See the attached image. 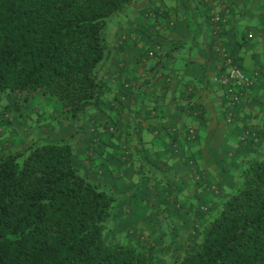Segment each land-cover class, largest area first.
I'll return each instance as SVG.
<instances>
[{
	"label": "trees",
	"instance_id": "16d2710c",
	"mask_svg": "<svg viewBox=\"0 0 264 264\" xmlns=\"http://www.w3.org/2000/svg\"><path fill=\"white\" fill-rule=\"evenodd\" d=\"M135 1L0 0V101L8 94H21L20 111L39 92L58 102L74 125L105 112L115 124L122 122L115 134L121 132L127 158L132 151L136 177L129 201L138 197L145 183L155 185L156 192L177 184L176 171L160 168L156 154L146 146L149 132L139 113L129 122L120 117L118 112H127V98L112 100L111 84L102 77L109 53L108 24ZM210 2L199 0L197 6L220 36L230 17L228 1ZM213 10L224 16L225 23L217 26L211 21ZM158 74L151 73L140 88L150 86ZM189 106L195 109L192 103ZM166 129L174 140L181 136L173 126ZM195 138L191 131L186 141ZM256 140H248L259 149L234 174L233 190L199 211L195 240L184 251L174 252L183 238L180 222L169 224L164 231L165 264H264V144L259 146ZM174 152L189 169L198 167L202 183L196 185L203 187L206 181L195 160L179 154L177 147ZM75 156V141L70 138L37 140L16 152L0 148V264H160L144 241L108 236L125 197L84 174L75 165ZM178 206L188 207L183 199Z\"/></svg>",
	"mask_w": 264,
	"mask_h": 264
},
{
	"label": "crops",
	"instance_id": "0c3cea01",
	"mask_svg": "<svg viewBox=\"0 0 264 264\" xmlns=\"http://www.w3.org/2000/svg\"><path fill=\"white\" fill-rule=\"evenodd\" d=\"M227 1L230 17L220 36L197 6L199 0H137L116 16L107 31L109 53L102 77L111 84L112 100L123 93L129 95L132 112L117 114L129 122L138 112L145 130L153 133L150 137L145 134L144 141L156 154L158 166L165 171L171 166L176 171V188H171L176 190L175 194L171 192L176 203L183 199L186 190L179 185L194 179L185 161L174 156V147L180 149L179 154H189L210 182L218 185L232 180L235 185L234 174L241 163L259 149L243 140L244 130L255 131L259 146L264 144V76L244 96L233 123L226 120V92L217 80L223 61L221 48L234 54L248 75L264 68V0ZM153 72H158V76L141 89L140 83ZM97 116L96 133L91 142L85 143V149L76 137L68 136L75 141V165L93 180L123 195L120 207L126 201L139 200L144 204L143 189L148 183L140 188L136 199L129 201L136 185L133 165L115 158L109 146H103L100 154L93 149L100 143L99 135L106 131L99 119L111 121L109 112ZM117 125L123 127L122 122ZM172 126L181 132L176 140L166 129ZM191 131L196 138L186 141ZM60 138L63 137L55 139ZM99 138L106 139L105 135ZM76 159L83 164L81 167Z\"/></svg>",
	"mask_w": 264,
	"mask_h": 264
},
{
	"label": "rangeland",
	"instance_id": "374dc122",
	"mask_svg": "<svg viewBox=\"0 0 264 264\" xmlns=\"http://www.w3.org/2000/svg\"><path fill=\"white\" fill-rule=\"evenodd\" d=\"M116 19L114 17L111 20L107 31L114 25ZM123 96L127 98L125 100V109L127 111L125 114H128L130 112L128 105L129 95L123 93L121 95L122 99L124 98ZM22 99L23 95L16 93L8 94L0 101V148L5 152H16L37 140L55 139L60 136L64 139H68V136L76 137L80 147L85 149V143L91 142L92 135L96 133L95 127L97 126L94 124L98 121L97 115L92 120L91 118H81L78 124L74 125L69 121L55 100L38 92L31 95L26 104L18 111V105L21 104ZM111 121L106 120V118L99 119L98 123L104 125L106 130L99 137L105 135L106 139L98 137L100 143L95 147L93 146V149L100 154L103 146H109L112 149L111 154L115 158L119 157L121 161L124 160V163L129 162L132 165V151H130V156L127 158L124 154V148L121 146V132L115 134L116 131L120 130L121 126L119 127ZM245 133L246 130H244L243 134L245 135ZM75 162L80 167L83 165L78 159ZM194 167L193 169L188 168L192 177L195 176L193 172L197 175L195 179L193 178V181H189L194 187L191 189L187 179L179 185L181 188L183 186L186 188L185 193L183 191V200L184 203L186 200L187 209L183 210L178 206V203L171 199V192L175 194L176 190L161 188L156 192L154 190L156 186L148 183L143 189L146 202L143 204L139 200H135L133 203L126 201L119 207L117 210L119 216L110 223L108 236H114L116 239L130 242L144 241L156 260L160 264H165L168 254L164 251L167 243V236L164 231L176 219L180 222L183 230V238L176 245L174 252L184 251L187 243H192L195 240L196 235L193 229L195 222L200 219L199 211L214 204L213 200L221 199L233 190L235 186L234 181L230 182L232 180L225 182V184H218L227 188V191L224 192V189L220 186L212 181L210 182V177L206 179L201 173L206 182H203L204 190H200L201 187H198L196 182L202 183V180L200 175L197 174L198 167ZM187 200L193 202H187Z\"/></svg>",
	"mask_w": 264,
	"mask_h": 264
},
{
	"label": "built area",
	"instance_id": "2783aa9c",
	"mask_svg": "<svg viewBox=\"0 0 264 264\" xmlns=\"http://www.w3.org/2000/svg\"><path fill=\"white\" fill-rule=\"evenodd\" d=\"M211 0H205L206 3H211ZM211 21L217 26L225 23L223 15L212 11ZM253 38V35H249ZM220 54L222 58V66L219 70L217 77L218 83L225 89L227 97V122L232 123L235 121V108L242 102L244 96L253 89L256 80L264 76V68L256 70L253 75H248L236 61V58L229 52L228 49L221 48ZM153 56V53H150ZM176 130V129H174ZM257 135L252 130H246L243 140L253 139L257 141Z\"/></svg>",
	"mask_w": 264,
	"mask_h": 264
}]
</instances>
